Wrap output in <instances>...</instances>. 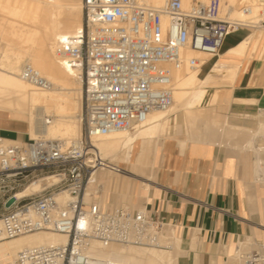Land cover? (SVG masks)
I'll return each mask as SVG.
<instances>
[{
    "label": "built area",
    "instance_id": "obj_1",
    "mask_svg": "<svg viewBox=\"0 0 264 264\" xmlns=\"http://www.w3.org/2000/svg\"><path fill=\"white\" fill-rule=\"evenodd\" d=\"M82 28L58 38L55 55L81 70L82 132L71 142L39 136L10 141L0 136V241L16 235L52 231L67 237L63 243L37 244L17 252L18 264H124L93 254V244L171 249L174 234L156 213L142 206L103 207L87 200L90 179L104 164L95 139L118 129L134 130L157 110L173 103L172 78L184 66L205 62L187 50L218 56L225 37L240 26L264 25L250 16L263 11L264 0H241L222 15V0H82ZM246 22V25H245ZM21 76L47 88L51 81L33 65ZM51 117L45 118L49 124ZM111 166L119 169L113 163ZM43 181L41 190L32 185ZM97 184V191L101 184ZM23 194L19 195L18 191ZM14 201L6 206V201ZM242 253V264H263L264 245L258 242Z\"/></svg>",
    "mask_w": 264,
    "mask_h": 264
},
{
    "label": "crops",
    "instance_id": "obj_2",
    "mask_svg": "<svg viewBox=\"0 0 264 264\" xmlns=\"http://www.w3.org/2000/svg\"><path fill=\"white\" fill-rule=\"evenodd\" d=\"M251 29L240 26L227 34L220 53L248 36ZM234 33L238 35L229 38ZM213 60L201 65L203 72ZM237 60L241 65L233 83L216 89L213 118L217 126L221 125L222 135L245 142L242 151L204 139L199 126V135L189 138L181 112L172 118L169 131L154 142L144 139L141 146L134 144L127 163H136L137 174H150L147 168L153 163V178L147 177L142 181L144 186L138 188L131 178L139 174L109 175V179L117 178L115 186L105 185L110 189L107 201L92 198L106 208L124 202L133 208L145 206L159 215L167 223L168 232L180 238L179 251L185 254L177 256V264H237L233 262L236 257L253 249L259 244L257 240L264 245V190L258 185L264 183V144L255 142L264 133V116L259 117L264 115V60H260L258 51ZM24 113L0 108V136L10 141L28 140L29 118ZM260 144L263 147L258 150ZM149 145L154 146L150 155ZM247 149L254 152L253 156ZM139 154L141 159L136 162ZM115 166L125 170L122 164ZM97 177L105 178L106 172L99 169ZM240 241L246 246L238 251Z\"/></svg>",
    "mask_w": 264,
    "mask_h": 264
},
{
    "label": "bare ground",
    "instance_id": "obj_3",
    "mask_svg": "<svg viewBox=\"0 0 264 264\" xmlns=\"http://www.w3.org/2000/svg\"><path fill=\"white\" fill-rule=\"evenodd\" d=\"M2 1L3 3L1 2L0 6H2V11L6 12V15L10 14L22 20L23 23L20 27L17 29L12 27V29L20 36L19 39L21 38L23 41L29 42V44L26 49L3 53L7 61V67L3 64L0 65V108L27 113L31 137L63 138L71 142L78 138L82 132V119L80 117L83 96L82 75L80 69L67 66L59 60L55 55V47L58 38L82 28V0ZM191 1L184 0L185 6H189ZM240 1L222 0L221 14L229 13L231 5H236ZM144 2L151 5H161L163 0H144ZM231 14L243 21L251 18V21L257 22L260 19H264V7L262 12L255 8V11L250 16L243 14L237 9H234ZM255 25V29L248 36L236 45L219 53V58L213 60L204 75L200 76L201 67L190 68L189 66H184L175 70L172 78V105L166 110L154 111L148 116L142 126L134 130L118 129L95 139L94 142L100 153L103 148L117 144L119 151L126 150L123 159L126 162L130 161L136 142L141 146L144 139L146 141L148 139L152 143L162 135L165 127L169 124V113L183 112L189 138L199 135L197 128L200 126L199 122L201 123V121L210 129L217 126L218 123L213 118V111L209 107L203 106V102L209 94L211 85L233 83L240 70L241 63L237 60L238 58H243L248 54L253 56L258 51L260 60H264V27L261 24ZM9 53L11 54L10 56ZM186 55H197V57L201 55L202 57L200 58L204 59L205 62L211 59V55L194 50H187ZM27 63L36 67L43 76L51 81V85L47 88H39L24 79L21 76V70L24 64ZM215 96L216 90L212 93L211 99L214 100ZM46 115L51 117L49 124H45ZM261 127L264 132V120ZM199 129L201 128L199 127ZM203 129L205 128L203 127ZM153 147L149 145L148 154L153 150ZM117 154L115 151V153L109 155L110 159L115 158ZM101 156L104 160L101 170L106 172V177L103 179H109V175H112L113 172H120L129 176L138 175L135 174V170L122 169L123 171H120L115 169L106 160L109 156H105L102 153ZM140 159L141 154L137 156L136 162H139ZM94 179L98 182L97 173L88 183L85 193L86 198L90 196L91 190L97 185ZM44 184L45 182L43 181H37L32 185L31 189L34 191L41 190ZM18 194L22 195L23 191L19 190ZM119 205L127 204L121 203ZM10 238L0 241V264H15L16 261L14 260L17 252L24 247L37 244L63 243L67 240L65 235L52 231H36ZM245 246L246 243L240 241L237 245L238 251ZM13 252H16L15 257L12 255ZM92 252L100 258L118 259L124 264H136V262L140 264H177V256L185 254L179 251V254L174 255L167 253L165 249L120 244H111L105 247L93 244ZM212 262L211 264H215V262Z\"/></svg>",
    "mask_w": 264,
    "mask_h": 264
},
{
    "label": "rangeland",
    "instance_id": "obj_4",
    "mask_svg": "<svg viewBox=\"0 0 264 264\" xmlns=\"http://www.w3.org/2000/svg\"><path fill=\"white\" fill-rule=\"evenodd\" d=\"M1 2L3 3V1L2 0H0V4H1ZM2 8V6H0V30H2V31H0V65H4L5 67H7V61H6V58L3 56V53L4 52H6V51H13V52H16V51H20V50H22V49H26L27 47H28V44H29V42H25V41H23L21 38V40L19 39V35L15 32V30H13L12 29V27H14L15 29H17L18 27H20V25L23 23L22 22V20H20L18 17H14V16H12V15H10V14H7L6 15V12H4V11H2L3 10V8ZM2 12H4V13H2ZM2 13V14H1ZM4 15V16H3ZM82 17H81V20H82V18H83V11H82V15H81ZM9 17V18H8ZM11 17V18H10ZM12 19V20H11ZM14 19V20H13ZM16 19V20H15ZM3 21H4V23H3ZM12 23V24H11ZM10 25V26H9ZM262 27H264V25H262ZM5 28V29H4ZM255 28H253V29H251L252 31L254 30ZM238 35V33H234V34H232L229 38H235L236 36ZM26 43V44H25ZM25 44V45H24ZM25 46V47H24ZM22 47V48H21ZM11 54L9 53V56H10ZM195 56H197V55H195ZM198 57H202L201 55L199 56L198 55ZM219 56H211V58L212 59H217ZM213 62V61H212ZM212 62L210 63V65L212 64ZM23 64V63H22ZM210 65H209V67H210ZM208 67V68H209ZM208 70V69H207ZM206 70V71H207ZM206 71L205 72H203V70L201 69V76L202 75H204L205 73H206ZM220 85H225V83H219V84H215V85H211L209 88L211 89L210 91H209V94L207 95V98L205 99V101L203 102V106H206V107H209V109L211 110V111H213V102H214V100H212L211 99V95H212V93L216 90V89H218V87L220 86ZM82 89H83V85H82ZM83 94V93H82ZM211 94V95H210ZM83 97V96H82ZM209 98H210V100H209ZM207 104V105H206ZM182 111H179V112H177L176 114H168V117H169V124H168V126H166L165 127V131L166 130H168V129H170V126H171V124H172V118L173 117H176V115H178L179 113H181ZM264 112V111H263ZM24 115L27 117V118H29L28 117V114L27 113H24ZM46 116H49V115H46ZM217 116H218V114H217ZM264 115H261V116H259V117H263ZM81 117V116H80ZM262 120H264V118H262ZM82 122V121H81ZM199 124H200V128H202V129H198L199 130V132H202L203 133V138L204 139H210L211 141H214V142H217V143H224V144H228V145H230V147H232L236 152H239V151H242V149H241V146L243 145V144H245V142L244 141H242V140H236L235 138H233V137H231V136H227V135H222L221 134V131H219V129H218V127L219 126H217V127H214V128H209L208 126H206V125H204V123L201 121V123L199 122ZM198 124V125H199ZM202 125V126H201ZM204 125V126H203ZM203 127L205 128V129H203ZM207 127V128H206ZM225 127H227V126H225ZM225 127H223V130L224 129H226ZM221 129V128H220ZM200 130H203V131H200ZM222 130V131H223ZM164 131V132H165ZM169 131V130H168ZM163 132V133H164ZM162 133V134H163ZM214 137H213V136ZM256 143H261V144H264V133H262V134H260L258 137H257V139H256V141H255ZM261 144L259 145V147H257L258 148V150L259 149H261L263 146H261ZM119 149V146L117 145V144H115V145H113V146H110V147H105V148H103V150L101 151V153L103 154V155H105V156H109V155H111V154H113V153H115V151L118 153L117 154V156L115 157V158H112V159H110V156H109V158H107L106 160H107V162H110V163H113V164H122V165H124V168L125 169H127V170H130V171H134L135 172V174H137L136 172H137V169H135L134 168V163L131 161V162H129V163H125V162H123V156H124V154L126 153V150H123V151H119L118 150ZM264 149V148H263ZM247 152H249L252 156H253V154H254V152L253 151H251V150H249V149H247L246 150ZM150 155V154H149ZM261 157L263 158V161H264V151H262V153H261ZM105 160V161H106ZM146 161H148V159L146 160ZM116 162V163H115ZM253 163V162H252ZM127 164V165H126ZM146 164H147V162H146ZM258 166V165H257ZM147 168V167H146ZM252 169H253V167H252ZM258 169V168H257ZM100 170H101V168H100ZM147 171L148 172H150V174L148 173L147 174V172H145V173H138L139 174V176L137 177V178H131V180L135 183V185L139 188L140 186H144V184H143V180H145L147 177L149 178H153L154 177V171H155V168H154V166H153V163L151 164V165H149L148 166V168H147ZM116 174H118V173H112V176H115ZM261 174V173H260ZM263 174H264V172H263ZM111 175V174H110ZM126 177V176H125ZM115 178H117V177H115ZM114 178V179H115ZM114 179H98V182L101 184V188L97 191V186H95L92 190H91V194H90V196H88V198H86L87 200H92V198L95 196V197H99V198H101V200H102V202H106L107 201V198H108V196H110V189H108L105 185H110V186H115L114 185ZM258 185L260 186V187H262L263 188V190H264V183H258ZM114 191V190H113ZM103 198H105V199H103ZM124 203V202H123ZM2 211H3V196H2V194H0V215H1V213H2ZM6 239H11V238H6ZM180 238H179V236H175V237H173L172 238V248L171 249H167L166 251H167V253H169V254H174V255H177V254H179V244H178V242L180 243V240H179ZM258 242H260V243H262L263 241H261V240H257ZM232 250V249H231ZM229 251V252H231L232 253V251ZM246 252H248V251H246ZM230 253V254H231ZM15 254H16V252H13L12 253V255H13V257H15ZM230 254H229V256H230ZM242 255V254H241ZM15 259V258H14ZM15 261V260H14ZM234 263L236 262L237 264H242L243 262H242V260L240 259V255H238L237 257H236V260L235 261H233ZM15 264H18V263H16L15 262ZM136 264H140V263H138V262H136Z\"/></svg>",
    "mask_w": 264,
    "mask_h": 264
},
{
    "label": "water",
    "instance_id": "obj_5",
    "mask_svg": "<svg viewBox=\"0 0 264 264\" xmlns=\"http://www.w3.org/2000/svg\"><path fill=\"white\" fill-rule=\"evenodd\" d=\"M13 201H14V197H10V198L6 201L5 205H6V206H9Z\"/></svg>",
    "mask_w": 264,
    "mask_h": 264
}]
</instances>
